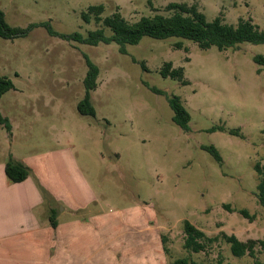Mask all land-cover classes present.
I'll list each match as a JSON object with an SVG mask.
<instances>
[{"label":"rangeland","instance_id":"obj_1","mask_svg":"<svg viewBox=\"0 0 264 264\" xmlns=\"http://www.w3.org/2000/svg\"><path fill=\"white\" fill-rule=\"evenodd\" d=\"M171 2L196 3L209 20L251 18L264 29V0H0V9L12 26L50 22L59 33L87 36L100 27L112 34L93 15L84 21L82 13L92 5L104 6L103 17L118 10L135 22L167 14ZM257 54L264 55V44L203 49L189 39L150 36L128 44L123 53L116 42L67 40L44 25L14 40L0 36V74L15 85L0 99L12 124L11 134L0 126V157L8 160L12 150L36 158L52 153L54 161L61 160L63 181L84 187V201L90 187L99 201L93 228L103 238L117 236L119 250L111 263L141 264L146 247L149 264L163 250L174 261L254 264L248 254L234 255L223 238L208 243L206 251L186 249L184 222L208 237L224 231L242 241L264 240L255 169L257 162L264 166V65L255 61ZM86 56L100 68L91 91L94 116L78 110L86 94ZM167 61L184 68L188 84L161 74ZM172 95H179L191 114L189 131L173 119ZM216 125L227 130H212ZM206 145L218 148L223 163ZM243 208L253 220L239 212ZM256 250L264 261V245Z\"/></svg>","mask_w":264,"mask_h":264},{"label":"trees","instance_id":"obj_2","mask_svg":"<svg viewBox=\"0 0 264 264\" xmlns=\"http://www.w3.org/2000/svg\"><path fill=\"white\" fill-rule=\"evenodd\" d=\"M167 14L156 13L154 15L142 16L139 20L131 22L127 20L120 11H115L112 15L103 17L104 6L102 4L92 5L89 9L82 13L84 21L90 22L92 15L95 20L108 27L112 34H106L104 27H100L89 31L87 36L81 32L72 34H63L57 32L50 22L31 23L28 27L22 28L10 25L6 20V14L0 9V36L14 40L18 37L26 36L29 31L38 26L44 25L48 28L51 35L59 36L67 40H74L80 43L98 45L100 42L110 43L116 42L120 45V51L127 53L128 44H137L144 36H150L157 39H166L170 37H178L189 39L199 45L200 48L208 49L216 46L220 50L230 47H237L242 42H250L254 44H264V29L255 23L251 18H240L237 23H229L218 15L213 20H209L205 13L200 10L198 4H188L186 2H171L167 5ZM176 46L181 48V41L176 43ZM255 61L264 65V55H255ZM88 71L84 79L86 94L78 104V110L83 115H96L95 107L92 103L91 91L98 86L97 80L100 75L99 66L89 57L86 56ZM143 66L147 68L145 62ZM161 74L164 77H170L188 84L189 81L184 79V68L173 67L171 61L164 62L161 69ZM15 87L11 78L0 74V99L9 90ZM160 92L159 90H157ZM169 103L174 111V121L185 131L190 130L191 114L184 105L179 95L169 97ZM0 126H3L11 134L12 124L6 117L0 107ZM212 130H227L223 125H216ZM239 129H230L232 134H240ZM215 159L223 163V157L215 145H206ZM255 169L259 175V183L257 184V198L259 203L264 206V166L257 162ZM5 172L7 177L12 182H21L28 178L31 174L30 167L23 161L9 155L5 164ZM229 207V205H226ZM239 212L245 217L253 220L254 215H251L248 209H240ZM51 223L56 226L58 221L55 216V211L51 215ZM185 241L184 247L194 252L206 251L208 243H213L220 238L225 239L230 243L231 251L236 256L250 255L255 258L254 264H264L257 256L256 245L261 243L264 245V240L248 239L240 240L235 234H227L222 231L217 236L208 237L206 233L191 223L189 220L184 222ZM197 264L187 258H180L174 261V264Z\"/></svg>","mask_w":264,"mask_h":264},{"label":"crops","instance_id":"obj_3","mask_svg":"<svg viewBox=\"0 0 264 264\" xmlns=\"http://www.w3.org/2000/svg\"><path fill=\"white\" fill-rule=\"evenodd\" d=\"M11 155L27 164L33 176L12 182L5 172L8 155L0 157V264H102L101 257L106 258L103 264H116L110 258L118 254L117 236L103 238L92 225L99 212L93 190L87 187L84 201V187L63 181L61 160L54 161L52 153L36 158L12 150ZM53 211L56 226L51 223ZM161 253L152 264L174 263ZM141 254V264H149L148 248Z\"/></svg>","mask_w":264,"mask_h":264}]
</instances>
